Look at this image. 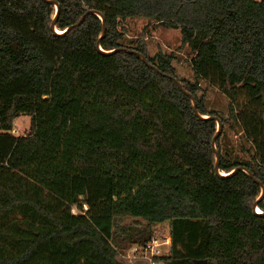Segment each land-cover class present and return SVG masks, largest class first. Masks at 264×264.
Instances as JSON below:
<instances>
[{
  "label": "trees",
  "instance_id": "1",
  "mask_svg": "<svg viewBox=\"0 0 264 264\" xmlns=\"http://www.w3.org/2000/svg\"><path fill=\"white\" fill-rule=\"evenodd\" d=\"M127 18L179 29L189 75ZM262 187L264 0H0V264H124L164 222L156 262L264 264Z\"/></svg>",
  "mask_w": 264,
  "mask_h": 264
},
{
  "label": "rangeland",
  "instance_id": "2",
  "mask_svg": "<svg viewBox=\"0 0 264 264\" xmlns=\"http://www.w3.org/2000/svg\"><path fill=\"white\" fill-rule=\"evenodd\" d=\"M124 31L128 37H138L147 42L148 48L151 52L160 50L162 52H172L177 57L175 62L176 71H180L189 75V60L192 54L186 44L181 42V33L179 29H168L153 23L145 18H127L118 27ZM201 88L208 106L224 105L227 101L226 97L217 91L215 88H208L206 83H201ZM211 107V108H212ZM217 124V122H216ZM30 120L27 115H21L14 120L12 133L14 135H21L28 132ZM86 208V207H84ZM73 213H79V208L72 207ZM119 226H134L136 223H143L144 221L130 216H123L117 218ZM7 234L14 233L13 228H5ZM152 235L168 233V223L152 225ZM130 245H123L118 247L119 260L124 264H142L135 262L134 259L130 260L126 255ZM156 264H166L164 261H157Z\"/></svg>",
  "mask_w": 264,
  "mask_h": 264
},
{
  "label": "built area",
  "instance_id": "3",
  "mask_svg": "<svg viewBox=\"0 0 264 264\" xmlns=\"http://www.w3.org/2000/svg\"><path fill=\"white\" fill-rule=\"evenodd\" d=\"M257 213L262 211L254 207ZM171 246V238L169 232L166 234L152 235L144 244L134 243L128 248V257L130 260L142 264H156L155 258L168 254Z\"/></svg>",
  "mask_w": 264,
  "mask_h": 264
},
{
  "label": "water",
  "instance_id": "4",
  "mask_svg": "<svg viewBox=\"0 0 264 264\" xmlns=\"http://www.w3.org/2000/svg\"><path fill=\"white\" fill-rule=\"evenodd\" d=\"M56 10H58V6L56 5ZM98 17L102 20V24H103V29H104V19H103V16L102 15H98ZM53 25V24H52ZM54 31H55V28H54ZM100 50H101V48L100 47H98ZM140 57H141V59L142 60H145V58L142 56V55H140ZM149 66H151L150 64H149ZM156 70H158V69H156ZM176 83H177V85L179 86V87H181L180 86V83L178 82V81H176ZM193 106H194V101H193ZM199 115V114H198ZM199 116H201V115H199ZM201 117H206V116H201ZM216 122H217V125H218V129H220V127H221V123H220V121L216 118ZM217 158V157H216ZM216 162H217V159H216ZM236 170H238V168H235L234 170H232V172L231 173H233V172H235ZM216 171H217V173L219 174V175H221L220 173H219V171L217 170V167H216ZM248 174L252 177V174L251 173H249L248 172ZM226 175V174H225ZM221 176H223V175H221ZM264 191V187H262V192ZM254 211H255V208H254ZM204 262V261H203Z\"/></svg>",
  "mask_w": 264,
  "mask_h": 264
},
{
  "label": "bare ground",
  "instance_id": "5",
  "mask_svg": "<svg viewBox=\"0 0 264 264\" xmlns=\"http://www.w3.org/2000/svg\"><path fill=\"white\" fill-rule=\"evenodd\" d=\"M55 32L60 33L61 31L55 28ZM219 173H220L221 175H224V176H225V174H226V173H223V172H220V171H219ZM255 212H257V211L255 210Z\"/></svg>",
  "mask_w": 264,
  "mask_h": 264
}]
</instances>
